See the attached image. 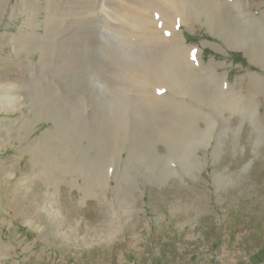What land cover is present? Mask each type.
I'll list each match as a JSON object with an SVG mask.
<instances>
[{"label": "rangeland", "instance_id": "obj_1", "mask_svg": "<svg viewBox=\"0 0 264 264\" xmlns=\"http://www.w3.org/2000/svg\"><path fill=\"white\" fill-rule=\"evenodd\" d=\"M87 1L0 0V264H264V0Z\"/></svg>", "mask_w": 264, "mask_h": 264}, {"label": "bare ground", "instance_id": "obj_2", "mask_svg": "<svg viewBox=\"0 0 264 264\" xmlns=\"http://www.w3.org/2000/svg\"><path fill=\"white\" fill-rule=\"evenodd\" d=\"M80 1L82 3V7L79 9V14L80 15H85V14L88 13V11H89L91 6H90V4H89V2L87 0H80ZM167 1L169 3H172V4L174 2L176 3V8L174 9L173 12H170V17H172L174 13H178V14L182 15L183 19L189 20L190 17H194L195 15H197L198 17H201L202 15H205L210 23H212V24L216 23L218 26H220V24H222L221 26L224 25L223 24V18L221 17V21H220L218 16H217V14H216V11H218L219 8L221 7V2H219L218 0H167ZM195 1H198V5H197L195 10H192L190 8V4L194 3ZM40 8L42 10L44 9L45 12H47L46 18L43 21L46 23V32H50L51 31V25H50L51 23L49 22L50 21L49 19H50V16H51L50 12L53 9V5H52L51 0H46V4L44 6H41ZM38 10H39V7L37 8V11ZM37 11H35L33 13V16H35V14H36V16H38L39 13ZM91 11H92V9H91ZM219 15H220V13H219ZM32 21H34V20H32ZM37 22L39 23V22H41V20H38ZM36 25H37V23H36ZM33 34H36L38 36H42V33H40V32H34ZM179 34L181 35V39L184 40V37L182 36V32L180 30H179ZM232 35H234V34L232 33ZM22 41L24 42V41H26V39L23 37L22 40L20 39V42H22ZM162 61L165 62V59H162ZM159 75H160V71H159ZM164 75H166L165 70H164ZM176 77H177V75L173 76L172 79H176ZM166 80H167V78H166ZM261 82H264V78L259 77V83H261ZM217 83H219V82H217ZM217 83H215V84H217ZM193 84L194 83L191 80L188 83H186L184 85H181V89H182L181 92H183V93L186 92L187 87H189V89H190ZM184 94H186V93H184ZM192 94L196 95L194 93H192ZM194 98H195V100H199V97L197 95ZM222 103H223V106H226L231 111L240 112L243 119H250V118L253 119V122H255L254 123L255 127L258 126V124H257L258 123L257 122L258 121V115H257L258 107L256 105L251 106L250 107L251 109H249V107H247L243 101L240 103L238 101L237 102H231V101L223 100ZM255 117H257V118H255ZM188 119L191 120V119H194V118L189 116ZM185 135L186 136L191 135L189 137V139L201 136V135H199L197 133L189 132L188 130H187ZM102 146L106 147V144L104 143V144H102ZM181 151H185V145L182 146L179 151L174 150V148H169V150L167 152V155H169V157H170V156L175 155L177 153H181ZM88 156L91 157L90 154H88ZM87 158L88 157H84L82 155V157L80 159H77V160L70 159L68 161V165L70 164L72 166H76V165L80 166L81 168H83L86 171V174L92 175V179H91L92 182H94L95 184H99L100 182H102V179H101L100 175H98V174L93 172L92 166L88 165L89 161L87 160ZM104 159H105V157H103L102 161H104ZM197 168L198 167H196V169Z\"/></svg>", "mask_w": 264, "mask_h": 264}]
</instances>
